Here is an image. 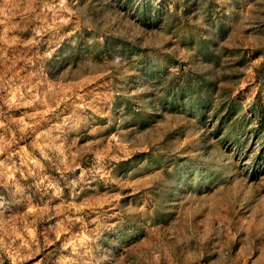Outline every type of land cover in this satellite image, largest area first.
I'll return each instance as SVG.
<instances>
[{
    "label": "rangeland",
    "instance_id": "obj_1",
    "mask_svg": "<svg viewBox=\"0 0 264 264\" xmlns=\"http://www.w3.org/2000/svg\"><path fill=\"white\" fill-rule=\"evenodd\" d=\"M0 264H264V0H0Z\"/></svg>",
    "mask_w": 264,
    "mask_h": 264
}]
</instances>
